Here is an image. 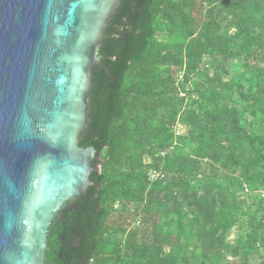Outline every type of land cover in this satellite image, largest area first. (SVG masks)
Listing matches in <instances>:
<instances>
[{"label": "trees", "instance_id": "trees-1", "mask_svg": "<svg viewBox=\"0 0 264 264\" xmlns=\"http://www.w3.org/2000/svg\"><path fill=\"white\" fill-rule=\"evenodd\" d=\"M100 54L45 264H264V0H121Z\"/></svg>", "mask_w": 264, "mask_h": 264}, {"label": "water", "instance_id": "water-1", "mask_svg": "<svg viewBox=\"0 0 264 264\" xmlns=\"http://www.w3.org/2000/svg\"><path fill=\"white\" fill-rule=\"evenodd\" d=\"M121 0H0V264H45L48 231L92 184L93 69Z\"/></svg>", "mask_w": 264, "mask_h": 264}, {"label": "built area", "instance_id": "built-area-1", "mask_svg": "<svg viewBox=\"0 0 264 264\" xmlns=\"http://www.w3.org/2000/svg\"><path fill=\"white\" fill-rule=\"evenodd\" d=\"M178 131V130H177ZM178 133H179V131H178ZM172 148H170V150H171ZM169 149H166V150H163V151H161V154L162 155H165L166 153H167V151H168ZM164 172L163 171H160V170H156V169H152L150 172H149V180L150 181H153V180H155L156 178H158V177H160V178H162V177H164ZM246 190H248V188H246Z\"/></svg>", "mask_w": 264, "mask_h": 264}, {"label": "rangeland", "instance_id": "rangeland-1", "mask_svg": "<svg viewBox=\"0 0 264 264\" xmlns=\"http://www.w3.org/2000/svg\"><path fill=\"white\" fill-rule=\"evenodd\" d=\"M177 128H178V130H181L180 127H177ZM176 130H177V129H176ZM246 191H248V190H246ZM257 191L260 192V193H262L263 196H264V191L262 190V187H261V186H259V188H258ZM231 259H232L233 261H237L236 259H238V258H231ZM251 261H252V262L259 261V258H258V257H252Z\"/></svg>", "mask_w": 264, "mask_h": 264}]
</instances>
